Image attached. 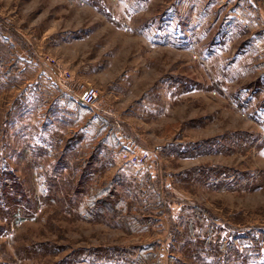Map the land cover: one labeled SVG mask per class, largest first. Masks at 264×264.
Wrapping results in <instances>:
<instances>
[{
	"label": "rangeland",
	"instance_id": "obj_1",
	"mask_svg": "<svg viewBox=\"0 0 264 264\" xmlns=\"http://www.w3.org/2000/svg\"><path fill=\"white\" fill-rule=\"evenodd\" d=\"M0 264H264V0H0Z\"/></svg>",
	"mask_w": 264,
	"mask_h": 264
},
{
	"label": "trees",
	"instance_id": "obj_2",
	"mask_svg": "<svg viewBox=\"0 0 264 264\" xmlns=\"http://www.w3.org/2000/svg\"><path fill=\"white\" fill-rule=\"evenodd\" d=\"M79 130V129H78ZM77 130V131H78ZM76 131V132H77ZM82 141H83V138H82ZM100 144V143H99ZM98 154H100L99 152H98ZM97 155V154H96ZM97 158L99 159V156L97 155ZM101 160V161H100ZM99 161H100V166H104V162H105V159L102 157V154H101V159H100ZM92 166V169H93V174H95L96 173V167H94L95 165H91ZM104 189H106V187H104ZM117 191H115L114 192V194H111V190H108V194H104V193H107V190H105L103 193H100L99 194V196L96 198V200L93 202V200H92V202H91V209H89V211H91V210H93V211H91V213H92V215H94V212L97 210H99L100 209V211H102L103 209H110V211L111 212H113L114 214H118L120 211L121 212H123V210L124 209H126V210H128V212L130 213L132 210H134V206L131 204L132 202L131 201H126L125 200V203H123V201L121 202V203H123L122 204V206L120 205V204H117V201H121V199L124 197V199H126L125 198V196H126V193H125V188H124V186H121V191L119 190V189H116ZM116 192H117V195L118 196H120V197H122V198H120L119 197V199H117V201H116V198L115 199H112V197L113 196H115V194H116ZM153 204H154V201L152 202ZM151 203V204H152ZM121 209V210H120ZM123 209V210H122ZM134 211H136V212H138V213H142V214H145V213H143L142 212V210H141V206L140 205H138V207H136V209L134 210ZM162 214V213H161ZM117 216H119V215H117ZM144 216H147V215H144ZM138 218V217H137ZM137 218H134V220H137ZM160 219L161 218H156V223L157 224H160ZM128 224H130V226L132 227V225L133 224H135V223H128ZM189 229H192V226L190 225V227H189ZM95 253H99V252H95ZM100 255H102V254H97L96 256L97 257H100Z\"/></svg>",
	"mask_w": 264,
	"mask_h": 264
},
{
	"label": "built area",
	"instance_id": "obj_3",
	"mask_svg": "<svg viewBox=\"0 0 264 264\" xmlns=\"http://www.w3.org/2000/svg\"><path fill=\"white\" fill-rule=\"evenodd\" d=\"M98 98V89L94 86H88L83 92L81 99L82 102L87 106H94L96 103V99ZM123 160H129L133 163L141 164L145 159V154L140 153H122Z\"/></svg>",
	"mask_w": 264,
	"mask_h": 264
}]
</instances>
